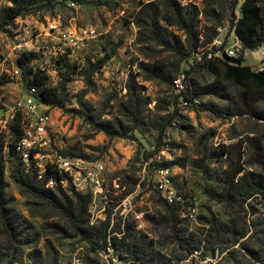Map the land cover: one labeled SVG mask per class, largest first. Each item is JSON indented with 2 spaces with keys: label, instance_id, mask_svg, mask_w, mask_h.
I'll return each mask as SVG.
<instances>
[{
  "label": "rangeland",
  "instance_id": "374dc122",
  "mask_svg": "<svg viewBox=\"0 0 264 264\" xmlns=\"http://www.w3.org/2000/svg\"><path fill=\"white\" fill-rule=\"evenodd\" d=\"M171 1L0 0L1 179L5 208L26 243H16L13 253L6 243L0 264H141L112 247L94 250L57 209L13 179L8 145L14 139L4 121L10 123L18 101L37 97L29 71L46 76L55 88L63 75L69 77L65 107H51L52 137L64 152L105 165L110 192L108 200L92 197L91 226L110 218L111 229L124 232L127 224L135 225L133 212H143L146 229L131 233L153 244L160 264H264V194L242 202L236 191H227L243 175L264 184V98L243 97L231 82L199 68L193 54L181 60L176 49L186 37L178 27L159 19L167 43L161 45L137 26L145 7L158 5L162 15ZM173 1L197 9L201 32L206 13L210 19L225 13L213 43L225 49L238 42L229 22L232 0ZM15 4L25 11L6 24L5 10ZM64 31L77 35L80 46H65ZM25 53L37 57L24 70L17 60ZM64 58L70 68L60 62ZM257 61L258 54L247 50L244 64L256 71ZM215 82L224 91L205 94ZM160 170L167 171L164 178ZM210 187L228 192L230 203L213 199ZM169 195L182 200L170 203ZM126 197L132 207L127 215L119 203ZM161 199L174 206L173 222L160 217ZM4 237L0 228L1 242Z\"/></svg>",
  "mask_w": 264,
  "mask_h": 264
},
{
  "label": "trees",
  "instance_id": "16d2710c",
  "mask_svg": "<svg viewBox=\"0 0 264 264\" xmlns=\"http://www.w3.org/2000/svg\"><path fill=\"white\" fill-rule=\"evenodd\" d=\"M229 10L231 19L229 20L233 31L243 45V50L255 51L259 46L264 44V0H243L240 6L241 16L235 14L239 0H232ZM145 7L141 12L144 17H138L136 24L139 28H145L157 43L166 45L165 39L160 35L158 29V21L162 19L170 26H176L185 34V44H181L177 50L181 60H185L189 55L197 53L200 49L207 47L213 43V40L218 35V28L226 19V14L223 13L219 17L210 19L207 15V26L205 31L201 32L198 23V11L194 7L182 8L173 0L168 4L170 9L167 13L160 15L158 5ZM25 9L22 5L15 4L13 7L5 10L4 22H9L23 15ZM175 49V47H174ZM173 49V50H174ZM214 50L216 48L214 47ZM37 57L34 53H25L18 60L19 68L26 69V66ZM205 58V55H203ZM197 62L199 68L206 69L212 73L215 78H222L225 81L231 82L234 86L240 88L243 97L258 95L264 98V72H256L251 66L245 65L246 53L239 60L232 58L214 59ZM64 61L65 68H70L66 58L60 59ZM106 60L99 63L98 68H102ZM158 68V67H157ZM29 87L37 94V97L45 104L64 108L66 104V84L70 80L66 75L62 76L61 84L58 88L48 85V78L41 76L39 73H33ZM224 91V87L220 82H215L207 86L204 90L205 94L220 95ZM81 107L84 105L81 103ZM10 134L14 141L8 145L9 155L15 159L14 171L12 173L15 182L25 187L33 196L41 200L47 201L54 209H57L62 216L71 224L77 235H80L87 240L94 250H106L112 247L113 249L122 252L125 255L133 257V260L139 261L141 264H160L163 260L159 252L156 251L152 243H147L144 238L131 233L134 226L127 224L126 231H116L111 229L110 218L101 222L98 226H91L89 221L88 209L92 202L90 194L78 193L74 190H69L71 195H67L64 190H50L45 187V184L38 180L37 175L33 171L26 172L15 152L14 143L21 136V116L17 115L15 121L11 125ZM0 144V228L5 234L4 242L0 241V254L4 248L9 246V252H14L16 243H24L22 235H19L20 226L16 218L9 213L4 205V188L1 179V172L4 169L3 156L4 152ZM225 150L218 152L222 155ZM73 155V154H72ZM148 158V157H147ZM227 187V191H236V197H240L242 202H246L257 194H264V184L256 179L252 174L241 176L237 182L233 179ZM208 194L215 200L230 203V195L228 192H218L213 187L207 189ZM163 211L159 215L162 219L166 218L168 222H173L174 206L168 205L167 202L161 199ZM6 210L8 213H6ZM164 212V214L162 213ZM163 214V215H162ZM115 233L123 234L121 238L113 236ZM122 254V255H123ZM101 264V263H97Z\"/></svg>",
  "mask_w": 264,
  "mask_h": 264
},
{
  "label": "built area",
  "instance_id": "2783aa9c",
  "mask_svg": "<svg viewBox=\"0 0 264 264\" xmlns=\"http://www.w3.org/2000/svg\"><path fill=\"white\" fill-rule=\"evenodd\" d=\"M94 32V31H93ZM60 40L71 49L80 46V39L73 32H60ZM225 49L212 43L200 49L193 56L197 62L214 59L232 58L239 60L246 51L239 42ZM214 47L216 50H214ZM258 54L256 72H264V44L255 50ZM176 82H180L177 80ZM50 105L45 104L38 97L27 96L18 101L10 116V123L4 121L5 128L10 132L11 125L17 115L21 116V136L14 143L15 152L26 172L33 171L38 180L45 184L50 190H74L82 194H90L93 198L100 196L108 200L109 189H105L106 169L101 161L84 159L64 152L52 137L53 118ZM3 122V121H2ZM167 171L160 170L164 178ZM166 181V180H165ZM116 193H119L118 181L114 182ZM170 203L182 200L180 196H166ZM120 207L125 215L132 212L128 197L120 202ZM134 227L138 231L146 229L147 219L143 212H133ZM116 234V233H115ZM117 236L121 238V235Z\"/></svg>",
  "mask_w": 264,
  "mask_h": 264
},
{
  "label": "crops",
  "instance_id": "0c3cea01",
  "mask_svg": "<svg viewBox=\"0 0 264 264\" xmlns=\"http://www.w3.org/2000/svg\"><path fill=\"white\" fill-rule=\"evenodd\" d=\"M249 51V50H248Z\"/></svg>",
  "mask_w": 264,
  "mask_h": 264
}]
</instances>
